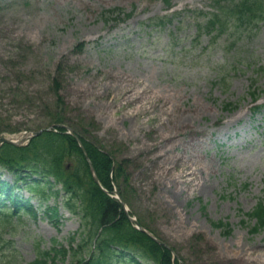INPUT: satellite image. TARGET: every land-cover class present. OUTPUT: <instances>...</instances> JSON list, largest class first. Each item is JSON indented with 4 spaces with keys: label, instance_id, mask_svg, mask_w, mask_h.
Here are the masks:
<instances>
[{
    "label": "rangeland",
    "instance_id": "374dc122",
    "mask_svg": "<svg viewBox=\"0 0 264 264\" xmlns=\"http://www.w3.org/2000/svg\"><path fill=\"white\" fill-rule=\"evenodd\" d=\"M173 3L0 0V135L47 128L66 110L68 127L127 161L128 209L183 264H264V229L240 223L264 189V21L215 34L199 29L211 0ZM116 8L131 17L106 15ZM158 17L170 23L155 27ZM253 81L262 108L251 117ZM61 214L57 225L26 219L11 264L30 263L37 244L68 247L82 228Z\"/></svg>",
    "mask_w": 264,
    "mask_h": 264
},
{
    "label": "trees",
    "instance_id": "16d2710c",
    "mask_svg": "<svg viewBox=\"0 0 264 264\" xmlns=\"http://www.w3.org/2000/svg\"><path fill=\"white\" fill-rule=\"evenodd\" d=\"M162 1L166 5L170 4L169 0ZM214 7L219 14L209 18L205 23L207 28L215 25L225 27V22L220 18L224 12L228 14L226 19L237 24L236 27L250 25L257 18L264 19V0H215ZM82 46L78 44L76 48L81 50ZM250 95L255 101L252 91ZM231 108V104L223 106L224 110ZM62 121V117L54 116L55 123ZM57 130L43 132L24 147L3 145L0 148V167L15 176L13 186L0 181V186L5 187L6 192L0 199V231L4 230L9 234L16 231L23 217L21 213H26L31 218L37 217L30 198L25 199L19 193H14L15 189L21 188L31 192L40 206L43 203V214L51 222L57 221L59 217L58 198L62 191L63 207L76 215L81 223L82 229L68 238V247L53 240L50 247L36 249L35 259L30 264H64L69 255L78 260L76 264H141L140 258L154 264H179L177 259L171 261L168 250L134 229L120 203L108 195L112 193L114 185H121V179L126 181L128 178L123 164L115 162L113 166L114 158L111 154L103 152L95 143L81 137L99 184L108 192L105 193L94 183L88 163L75 138L65 134L61 128ZM72 158L74 165L66 170L65 162ZM35 174L42 179L38 180ZM49 176L53 181L48 179ZM50 199L55 200L54 205L47 204ZM5 202H8L9 208ZM246 217L255 220L251 232L256 233L264 227V197ZM13 218L16 219L15 222L12 221ZM4 222L7 224L4 225ZM213 226L221 227L223 224L217 222ZM77 238H80V243L77 242L75 246ZM70 250L73 252L69 253ZM78 251H86L87 255L78 256Z\"/></svg>",
    "mask_w": 264,
    "mask_h": 264
},
{
    "label": "water",
    "instance_id": "95a60500",
    "mask_svg": "<svg viewBox=\"0 0 264 264\" xmlns=\"http://www.w3.org/2000/svg\"><path fill=\"white\" fill-rule=\"evenodd\" d=\"M36 135V133L34 134ZM25 135H21V137H19L18 139H11V138H4V137H0V145L2 143H8V144H15V145H20L22 143L23 140H25ZM131 221H133L135 224H137V222L133 219H131ZM141 231L145 232L149 237H151L154 241L160 243L153 235H151L150 233H148L147 231H145L144 229H140Z\"/></svg>",
    "mask_w": 264,
    "mask_h": 264
}]
</instances>
